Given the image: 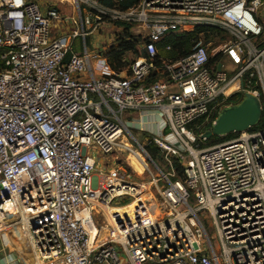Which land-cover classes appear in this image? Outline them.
I'll list each match as a JSON object with an SVG mask.
<instances>
[{
    "label": "built area",
    "instance_id": "2783aa9c",
    "mask_svg": "<svg viewBox=\"0 0 264 264\" xmlns=\"http://www.w3.org/2000/svg\"><path fill=\"white\" fill-rule=\"evenodd\" d=\"M72 1L80 27L69 34L59 3L0 0V233L34 264H264V129L202 146L204 125L247 94L264 107V0H142L125 11ZM111 24L145 34L146 55L97 76L111 46L101 55L87 37ZM196 25L229 34L228 62L201 42L160 57L156 38ZM140 111L146 121L124 117ZM136 125L167 171L124 141ZM115 151L125 161L98 171L96 158ZM130 155L156 170L152 182L133 179ZM120 203L148 214L109 221L100 208Z\"/></svg>",
    "mask_w": 264,
    "mask_h": 264
},
{
    "label": "rangeland",
    "instance_id": "374dc122",
    "mask_svg": "<svg viewBox=\"0 0 264 264\" xmlns=\"http://www.w3.org/2000/svg\"><path fill=\"white\" fill-rule=\"evenodd\" d=\"M36 2H38L44 9L47 8L49 5L51 4H58L60 2V0H34ZM61 9H62V13H63V20L62 22L59 24L60 29L62 32H66L71 34L74 30L78 29L80 27L79 24H75L74 23V17H78V14L75 10V4L73 3L72 0H65L63 3H59ZM104 30H99V34H101L100 37H98L97 39L93 38V37H87V43L90 47H92V42H94L95 46H97L99 53L101 52V55L103 52H106L108 50V48L105 47H109L111 46V44H114L117 42L118 37L121 34H124V29L121 28L120 25H116V24H111L108 26H104L103 27ZM123 30V31H122ZM126 30V29H125ZM97 33V32H96ZM128 33L131 34V36H133L136 40H139V45L141 43H143L144 41V36L145 34H140L139 31H136L133 27L130 28V30H128ZM112 40V41H111ZM231 38L229 36L228 33H226L224 30L222 31H210V35L207 36V34H201V38L199 40L198 43H202L204 45H206L209 49V53L211 55V57L214 59L216 58L218 55H221L220 58H223L225 61L224 62H228L229 61V56L227 54H224V50H225V46H227V44L230 42ZM74 47L76 50H81L83 49V40L81 38H77L74 40ZM259 47H263L264 46V36H262L260 38V40L258 41ZM109 51V50H108ZM107 51V52H108ZM218 58V59H220ZM126 60V63L128 65V63H130L131 61H133L135 59L134 54H127L126 58H124ZM217 59V60H218ZM213 61H216L213 60ZM127 67V66H126ZM125 68H123L120 71H123ZM119 71H116V73H118ZM134 115V114H132ZM128 119H130L131 117H129V115L127 116ZM198 125L202 126V122L201 123H193L191 125L192 129H194L195 134L198 136L199 135V127H197ZM205 127V126H204ZM209 128V126L205 127V129H203L204 131H207ZM253 128L255 129V126H253ZM130 132H128V138L129 140H125L126 142L130 141L134 144L135 147H138L139 144H137L138 142L140 144L145 145L146 147V151L148 152L149 157L155 161L157 164H159L162 169L164 171L168 170V166L166 164V162L164 161V159L162 158V154L160 152H158L156 147H153L154 145H150L148 142V138L150 137V134L148 132L145 131H141L139 129V127L136 126H131L130 128ZM257 130V129H255ZM230 137H224L222 135L219 136H212L211 138H209L208 142H205L202 144L203 147H208V146H212L215 145L218 142L224 141L229 139ZM127 154L123 153L122 151H115L113 154H111L108 157V160L104 158V156H100V164H103L104 166H109V170L111 171L113 169V162H115V160L120 161L122 160L123 162L125 161ZM116 157H118V159H116ZM131 162V160H130ZM111 166V167H110ZM107 170V169H106ZM130 173H132V177L134 180L140 181L143 184H147L152 182L153 177L157 176V172L156 170H151V172L147 171L146 173H144L143 175H138L137 172H134L132 169L128 170ZM112 172V171H111ZM111 174V173H110ZM104 176L100 175V179H103ZM159 185L163 186L164 183L160 182ZM151 192L153 194H158V189L156 188V186H152V188L150 189ZM147 192V190L144 192V198L149 197L152 202L149 203L150 205L153 204V194H145ZM143 199V198H142ZM141 204V203H140ZM140 204L138 203L136 206L132 207V211H140L141 214L140 215H144V214H148L146 212H143L140 210ZM124 206H128L127 203H120L119 207H123ZM129 207V206H128ZM121 211V210H119ZM126 213L128 212H121V213H116L118 214L119 217H126ZM107 219L109 221L114 220L113 216L109 213H105ZM134 215V212L132 213V216ZM145 216V215H144ZM142 217V216H140Z\"/></svg>",
    "mask_w": 264,
    "mask_h": 264
},
{
    "label": "trees",
    "instance_id": "16d2710c",
    "mask_svg": "<svg viewBox=\"0 0 264 264\" xmlns=\"http://www.w3.org/2000/svg\"><path fill=\"white\" fill-rule=\"evenodd\" d=\"M141 1L142 0H102V3L112 9H118L121 11H125L131 7L136 6ZM130 28H132L130 25L126 26L125 28L126 30L124 29L125 31L124 34H121L118 37L117 42L112 44L109 51L105 53L108 58L109 66L115 72L120 71L123 68H126L127 63L126 61L124 62V57L127 54L132 53L136 57H143L146 55L145 49L139 46V40L138 39L136 40L133 36H131L130 33H128V30H130ZM210 31L220 32L222 30L217 27L196 25V26H193L187 29L183 34H180V35L166 34L164 36H159L154 41L156 43L160 57H165V58H169L172 60H178L186 56L192 50V48L199 42L201 38V34H207V36H209ZM129 37H132V38L128 39ZM220 56L221 55H218L213 60L215 59L217 60L218 58H220ZM235 101H237V99H235ZM202 121L203 120L200 119L197 121V123L198 122L201 123ZM204 126L205 127L209 126L208 130L211 129V124H205ZM205 127H203V129H205ZM255 129L257 130L264 129V107L260 115V118L258 119V122L255 125ZM200 131H201V128L199 129V132ZM234 136H235V133H229L224 137L232 138ZM208 141L209 140L206 139L205 142H208ZM221 142H218V143H221ZM150 145H153V144H150ZM153 147H156V146L154 145ZM157 150L158 152H160L158 148ZM178 172L179 174L182 173L181 167H179Z\"/></svg>",
    "mask_w": 264,
    "mask_h": 264
},
{
    "label": "water",
    "instance_id": "95a60500",
    "mask_svg": "<svg viewBox=\"0 0 264 264\" xmlns=\"http://www.w3.org/2000/svg\"><path fill=\"white\" fill-rule=\"evenodd\" d=\"M262 110L260 99L247 94L240 104L225 108L219 115L216 124L212 129L205 131L202 137L209 139L212 136L240 132L253 127L258 122Z\"/></svg>",
    "mask_w": 264,
    "mask_h": 264
},
{
    "label": "crops",
    "instance_id": "0c3cea01",
    "mask_svg": "<svg viewBox=\"0 0 264 264\" xmlns=\"http://www.w3.org/2000/svg\"><path fill=\"white\" fill-rule=\"evenodd\" d=\"M100 36H101V34H99V32H97V33L93 34L91 37H93L94 39L95 38L97 39ZM90 44H92V46H95L94 42H92ZM87 45H88V43H87ZM129 54H131V53H129ZM126 56L124 58H126ZM111 71H113V70L108 65L104 69L97 68L95 70V74L97 76H102V75H105L106 73H109ZM132 114H134V115H132ZM128 115H129V117H131L130 119H134L133 120L134 122L139 123L142 120H144V121L147 120L146 116H143V111L134 112L131 114H126V115H124V117L127 118ZM130 119L127 118V120H130ZM151 128L153 130H155L156 125H153ZM104 158H105V160L106 159L108 160V157H104ZM99 162H100V156L96 158L97 170L99 171V170L104 169V171H106L107 173L110 174L112 170L111 171L109 170V166H104L103 164H100ZM0 264H34V259L31 256H26V257L21 256L18 252V248H17L15 241L11 237H8L6 234L0 233Z\"/></svg>",
    "mask_w": 264,
    "mask_h": 264
},
{
    "label": "bare ground",
    "instance_id": "6f19581e",
    "mask_svg": "<svg viewBox=\"0 0 264 264\" xmlns=\"http://www.w3.org/2000/svg\"><path fill=\"white\" fill-rule=\"evenodd\" d=\"M126 139L124 138V141H125ZM142 158H144L143 156H142ZM130 160H131V164L133 165V167L136 169V171H137V173H138V175H143L144 173H145V171H144V167H143V165L141 164V162L138 160V158L136 157V156H134V155H130ZM146 200H148V201H151V199L149 198V197H146L145 198ZM137 205V203H135L133 206H131V207H128V208H126L125 210L123 209V211L121 210V211H119V210H116V209H114V208H107V207H101L100 209L104 212V214L105 213H109V214H111L112 216H113V218H114V216H115V214L116 213H121V212H129V213H127L126 215H127V217H129V216H132V214H130V213H133L134 211H132V207H134V206H136ZM137 207V206H136ZM143 207V206H142ZM143 209H144V207H143ZM140 210H141V207H140ZM141 211H143V210H141ZM145 216L147 215V214H144Z\"/></svg>",
    "mask_w": 264,
    "mask_h": 264
}]
</instances>
